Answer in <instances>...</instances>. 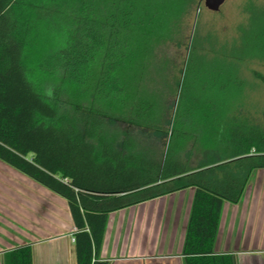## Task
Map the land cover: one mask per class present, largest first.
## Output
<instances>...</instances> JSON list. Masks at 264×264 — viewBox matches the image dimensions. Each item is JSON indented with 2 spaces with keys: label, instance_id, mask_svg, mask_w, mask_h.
<instances>
[{
  "label": "trees",
  "instance_id": "obj_1",
  "mask_svg": "<svg viewBox=\"0 0 264 264\" xmlns=\"http://www.w3.org/2000/svg\"><path fill=\"white\" fill-rule=\"evenodd\" d=\"M191 1L0 0V160L66 199L76 264H109L100 250L110 212L190 187L185 264H236L215 242L224 203L240 202L264 168V127L217 103L235 65L192 45L172 120L149 86L156 51ZM118 122L165 137L163 158L134 166L141 150L111 133ZM194 149L205 151L196 165ZM2 260L34 264L33 247Z\"/></svg>",
  "mask_w": 264,
  "mask_h": 264
},
{
  "label": "rangeland",
  "instance_id": "obj_2",
  "mask_svg": "<svg viewBox=\"0 0 264 264\" xmlns=\"http://www.w3.org/2000/svg\"><path fill=\"white\" fill-rule=\"evenodd\" d=\"M178 26L172 39L158 47L154 80L149 84L163 96L168 118L174 117L180 96L178 82L183 78L190 47L196 44L203 53L212 49L219 52V63L226 60V65H235L236 83L228 82L226 92L220 89L225 76L218 80L214 91L217 103L227 101L232 113L248 116L264 127V0H226L218 12L208 9L205 0H192ZM110 128L111 133L118 132L119 141L135 140L136 149L141 151L134 157V166L163 158L165 137L122 122ZM189 151L184 152L183 162L188 160ZM204 154V150L194 149L191 164H198ZM71 226L65 198L0 160L1 256L20 246L33 247L32 241L45 235L68 232Z\"/></svg>",
  "mask_w": 264,
  "mask_h": 264
},
{
  "label": "crops",
  "instance_id": "obj_3",
  "mask_svg": "<svg viewBox=\"0 0 264 264\" xmlns=\"http://www.w3.org/2000/svg\"><path fill=\"white\" fill-rule=\"evenodd\" d=\"M195 192L190 187L110 212L100 258L109 264H185ZM75 231L72 221L68 232L33 240L34 264H76ZM214 251L232 254L236 264H264V168L252 173L240 202L224 203Z\"/></svg>",
  "mask_w": 264,
  "mask_h": 264
},
{
  "label": "water",
  "instance_id": "obj_4",
  "mask_svg": "<svg viewBox=\"0 0 264 264\" xmlns=\"http://www.w3.org/2000/svg\"><path fill=\"white\" fill-rule=\"evenodd\" d=\"M225 2L226 0H205V5L211 11L218 12Z\"/></svg>",
  "mask_w": 264,
  "mask_h": 264
},
{
  "label": "flooded vegetation",
  "instance_id": "obj_5",
  "mask_svg": "<svg viewBox=\"0 0 264 264\" xmlns=\"http://www.w3.org/2000/svg\"><path fill=\"white\" fill-rule=\"evenodd\" d=\"M2 264H3V260H2Z\"/></svg>",
  "mask_w": 264,
  "mask_h": 264
}]
</instances>
